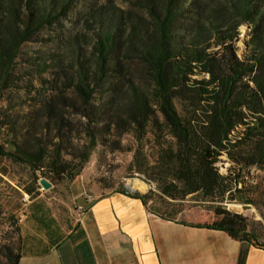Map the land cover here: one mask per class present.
Here are the masks:
<instances>
[{"label":"trees","instance_id":"1","mask_svg":"<svg viewBox=\"0 0 264 264\" xmlns=\"http://www.w3.org/2000/svg\"><path fill=\"white\" fill-rule=\"evenodd\" d=\"M17 1L0 0V157L26 164L33 172L47 167L49 173L61 176L68 172L70 163L63 151L70 133L62 113L52 112L50 100L40 95L41 119L46 126L51 120L55 133L47 144L42 132L29 137L34 122L31 116L23 114L26 104H11L7 97L33 87L20 84L24 78L17 70L20 51L24 43L56 17L54 8L43 0ZM67 1H61L60 12ZM254 1L229 3V12L239 20L227 31L221 30L214 15L206 27L196 19L185 41L178 38L177 32L186 29L175 26L181 12L179 1L163 0L160 9L147 1L153 23L150 32H135L133 21L125 41L126 50L140 59L146 77L144 84L124 78L117 50L121 18L112 28L98 32L92 46L95 66L90 69L77 61V76L71 87L83 106V115H89L86 109L91 106L92 115L112 112L113 120L105 123L104 131L99 127V117L86 122L79 167L99 139L105 142L107 137L130 134L136 141L134 169L151 170L162 194L183 199L188 194L200 193L212 200L239 199L251 203V199L237 198L234 192L239 191L237 185L244 169L264 165V8L260 3L252 7ZM197 5L205 10L202 3ZM212 12L221 11L217 8ZM243 21L250 23L251 34L248 50L240 57L234 42L237 25ZM212 46L218 48L212 50ZM38 65L39 72L45 70L46 64ZM107 82L109 97L93 106V95L103 92ZM123 92L125 99L119 97ZM148 133L157 146L153 163L142 153ZM221 156L230 164L227 174H222L217 166ZM116 192L125 194L123 189ZM127 195L147 201L144 194ZM217 215L212 223L204 224L224 230L235 239L251 241L241 214L218 210ZM2 247L9 264H17L19 252H13L7 244Z\"/></svg>","mask_w":264,"mask_h":264},{"label":"rangeland","instance_id":"2","mask_svg":"<svg viewBox=\"0 0 264 264\" xmlns=\"http://www.w3.org/2000/svg\"><path fill=\"white\" fill-rule=\"evenodd\" d=\"M61 1L43 0V3L54 8L56 17L41 27L30 41L24 43L20 51L17 70L24 77L20 84L24 86L29 83L33 87H29L26 92L20 91L19 94L12 96L9 94L7 97L11 100V104L19 102L26 104L23 114L31 116L34 122L29 137L34 138L32 137L34 134L39 135L42 132L47 144H50L55 133L51 120L46 126L41 119V111L38 108L40 95L50 100L48 102L54 107L52 112L62 113L65 127L70 133V141H65L63 145L65 158L70 161L68 172L59 176L49 173L47 167L33 172L26 164L12 163L0 157V264H9L4 253L1 252L3 245L7 244L11 246L13 252H19L22 241L20 226L28 222L27 206L33 198H38L48 207L58 223L69 224L75 222L77 196L89 194L94 197L116 192L118 189L130 190L132 189L130 182L133 179L152 186L148 191L146 186L144 191L133 192L144 194L152 211L163 216L172 215L181 220L212 223L218 217V210H229L245 218L247 231L251 234L250 239L253 242L264 244V165L244 169V176L237 185L239 191L234 192L237 198L251 199V203L248 204L239 199L212 200L203 197L200 193L188 194L183 199H172L162 194L158 183L150 174L151 170L138 172L134 169L133 149L136 147V141L130 134L107 137L105 142L99 139L90 151L87 161L81 168L79 167L78 160L83 155L82 144L85 141L83 138L86 122L90 118L94 120L99 117L101 120L99 127L104 131L105 123L112 121L113 116L112 112H105L101 116L97 112L94 116L91 113V106L86 109L89 115H83V106H80L71 87L72 81L77 76L78 62L86 63L90 69L95 66L96 58L92 46L97 33L103 32L105 28H112L114 22L121 18L117 50L123 66L124 78L132 80L135 84L146 83L140 59L126 50L125 41L133 21H135V32L140 35L150 32L153 23L146 2L152 1L153 5L160 9L163 0H68L64 11L60 12ZM178 1L181 12L175 26L181 30L186 29L183 30L185 35L183 31L177 32L178 38L183 41L188 39L191 32L189 30L196 19L206 27L214 15L221 30L224 31L239 20V17L229 12L231 9L229 3L234 4L239 0ZM201 3L205 6V10L198 8L197 4ZM258 3L264 8V0L254 1L252 7H257ZM217 8L222 16L219 15L220 13L212 12ZM262 24L264 28V22ZM250 29L251 25L246 21L237 25V40L234 45L240 57L248 50ZM217 48L211 47L212 50ZM40 63L46 64L42 72H39ZM108 82L105 83L103 92L98 91L93 95L90 101L93 106L102 104L109 97L106 90ZM119 97L125 99L126 93H121ZM114 146L119 147L112 149ZM156 151L157 146L153 136L148 133L143 141L142 153L150 163H153ZM229 165L224 156H221V161L217 162L222 174H227ZM76 171L78 173L70 178L69 176ZM40 178L49 181L51 187L43 188L39 183Z\"/></svg>","mask_w":264,"mask_h":264},{"label":"crops","instance_id":"3","mask_svg":"<svg viewBox=\"0 0 264 264\" xmlns=\"http://www.w3.org/2000/svg\"><path fill=\"white\" fill-rule=\"evenodd\" d=\"M76 199L86 212L69 224L30 200L17 264H264V244L163 216L140 198L110 192Z\"/></svg>","mask_w":264,"mask_h":264},{"label":"built area","instance_id":"4","mask_svg":"<svg viewBox=\"0 0 264 264\" xmlns=\"http://www.w3.org/2000/svg\"><path fill=\"white\" fill-rule=\"evenodd\" d=\"M143 182H144V181H143ZM145 184H146V186H147L146 191H148L149 189H152V186H151V185H149V184H147V183H145ZM136 191H139V192H140L139 189H137V188H132V189H130V190H125V194H132L133 192H136ZM25 196H27V195L25 194ZM74 212H75V219H76V220H80V219L83 217V215L85 214V212H86V208H85L84 206H82V205H77V206L75 207Z\"/></svg>","mask_w":264,"mask_h":264},{"label":"bare ground","instance_id":"5","mask_svg":"<svg viewBox=\"0 0 264 264\" xmlns=\"http://www.w3.org/2000/svg\"><path fill=\"white\" fill-rule=\"evenodd\" d=\"M130 184H131L130 186L132 188H137L141 191H144L146 189V184L142 181L137 180V179L131 180Z\"/></svg>","mask_w":264,"mask_h":264},{"label":"water","instance_id":"6","mask_svg":"<svg viewBox=\"0 0 264 264\" xmlns=\"http://www.w3.org/2000/svg\"><path fill=\"white\" fill-rule=\"evenodd\" d=\"M39 183L43 186V188L48 189L51 187V183L47 181L45 178H40Z\"/></svg>","mask_w":264,"mask_h":264}]
</instances>
